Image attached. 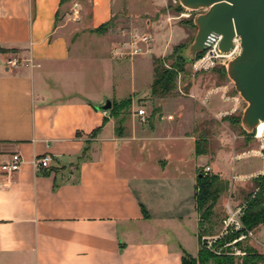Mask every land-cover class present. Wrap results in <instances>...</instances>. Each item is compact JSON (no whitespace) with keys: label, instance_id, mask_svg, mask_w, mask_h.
Returning <instances> with one entry per match:
<instances>
[{"label":"crops","instance_id":"crops-1","mask_svg":"<svg viewBox=\"0 0 264 264\" xmlns=\"http://www.w3.org/2000/svg\"><path fill=\"white\" fill-rule=\"evenodd\" d=\"M116 8V0H0V164L15 153L24 160L0 174V264L198 259L202 156L192 133L201 107L173 97L151 113L135 109L151 95L153 55L163 50L118 59L106 40L84 37L99 36ZM108 100L112 109L101 110ZM126 101L128 119L112 111ZM45 155L51 167L37 171Z\"/></svg>","mask_w":264,"mask_h":264},{"label":"rangeland","instance_id":"rangeland-1","mask_svg":"<svg viewBox=\"0 0 264 264\" xmlns=\"http://www.w3.org/2000/svg\"><path fill=\"white\" fill-rule=\"evenodd\" d=\"M117 14L111 20L110 27L99 36L85 35L84 37L106 40L110 44V55L113 47L135 33H148L153 38L152 50L165 60V67L177 73L176 89L167 98H183L193 100L201 107V119L196 121L192 135L206 151L201 157L198 174L210 168V173L218 175L228 189L219 198L215 208L211 226L205 224L201 229L212 227L210 235L202 236L201 248L205 251L204 264H214L212 256L221 252L234 256V264H243L244 252L235 244L231 245L243 233L232 241L231 235L239 231H225L223 221L228 215L227 207L234 211L241 209V221L247 208V202L256 199L264 200V138H256L254 132L247 131L242 124V117L247 103L237 92L227 74L231 58L217 59L212 65L197 66L196 60L188 56V50L194 43L198 28L195 18L207 10L195 11L183 7L179 0H116ZM147 57H152L148 54ZM148 68V64H147ZM139 87H144V78L139 80ZM124 84L122 88L127 89ZM144 92V91H143ZM152 94L137 102V108L146 107L148 113L161 103ZM215 111V115L211 112ZM134 111L131 108L123 110L124 119L131 118ZM140 119V118H138ZM141 122V121H140ZM243 224V222H242ZM244 226V225H243ZM254 236L240 242L241 247L251 246L264 254V224L253 229ZM231 245V246H230ZM200 248V249H201Z\"/></svg>","mask_w":264,"mask_h":264},{"label":"water","instance_id":"water-1","mask_svg":"<svg viewBox=\"0 0 264 264\" xmlns=\"http://www.w3.org/2000/svg\"><path fill=\"white\" fill-rule=\"evenodd\" d=\"M188 9L207 10L195 18L198 28L188 56L196 60L218 37L219 49L230 52L234 39L240 40L239 55L229 62L227 74L247 103L242 124L249 132L264 123V0H179ZM112 102L101 107L110 111ZM201 175H199L200 177Z\"/></svg>","mask_w":264,"mask_h":264},{"label":"trees","instance_id":"trees-1","mask_svg":"<svg viewBox=\"0 0 264 264\" xmlns=\"http://www.w3.org/2000/svg\"><path fill=\"white\" fill-rule=\"evenodd\" d=\"M66 0H62V3ZM111 23V22H110ZM110 23H107L94 32L97 34L104 33L109 27ZM198 55V57H200ZM154 64V82L151 89V94L155 98L164 99L172 95L176 89V78L177 73L174 70L167 69L165 67V60L160 58H153ZM130 101L121 103L120 105H115L113 108L114 114L121 113L123 110L130 107ZM123 121H120V124ZM120 127H118V130ZM200 144L197 142L196 145V154L198 156L206 155ZM201 176L198 177L195 190V200L197 204V210L200 215V231L199 239L201 240L202 236L210 235L213 228L209 227L204 229L202 232L201 229L205 224L211 226V221L214 216V208L220 198V196L227 191L228 184L224 183L219 179L218 175L209 173H201ZM264 180V177L256 178V181ZM242 222L245 229L253 230L260 224H264V200L256 199L255 201H248L246 211L242 217ZM241 234L237 232L234 235H231L229 240L237 238ZM236 247H240L241 250H244L246 253L243 257V264H259L264 261V255L259 253L256 249L251 246L241 247L240 242L235 244ZM205 251L200 249L198 259L193 258L189 254L185 253L183 257V264H204L207 261H204ZM214 264H234V256L221 252L219 255L212 256Z\"/></svg>","mask_w":264,"mask_h":264},{"label":"built area","instance_id":"built-area-1","mask_svg":"<svg viewBox=\"0 0 264 264\" xmlns=\"http://www.w3.org/2000/svg\"><path fill=\"white\" fill-rule=\"evenodd\" d=\"M75 14H78L75 11ZM221 37H218L215 42L211 45V47L205 52L206 54L199 59L195 65L197 66H205V65H213L217 59L220 58H231L238 54L240 51V40L238 37L234 39V47L233 49L228 52L224 53L219 49V44L221 42ZM152 43L153 38L148 33H135L129 35L128 39H125L119 43H116L113 47V56L118 59L124 58H134L137 56L145 55L152 51ZM21 63L17 60H10L8 62V66L10 68H17L20 66ZM137 114L139 116H144L146 111L144 109H139ZM257 129V128H256ZM256 138L261 139L264 138V135H259L258 131L256 130ZM24 163L23 157L19 153H15L10 156L9 160L0 164V174H4L7 176H12L17 173ZM52 158L49 155H45L40 158H36L33 162L34 167L37 171H44L51 167ZM210 168H206V171L203 172L204 174L210 173ZM228 215L224 219L223 224L225 231H241L244 229V226L241 221V209L234 211L230 206L227 207ZM254 236L253 230L244 229L242 235L235 240L231 245L236 244L238 242H242L248 238H252ZM230 245V246H231ZM242 256H245V252H240ZM264 255V254H263ZM259 264H264V261L260 262Z\"/></svg>","mask_w":264,"mask_h":264},{"label":"bare ground","instance_id":"bare-ground-1","mask_svg":"<svg viewBox=\"0 0 264 264\" xmlns=\"http://www.w3.org/2000/svg\"><path fill=\"white\" fill-rule=\"evenodd\" d=\"M259 133V135H264V123L261 122L258 126H257V129H256Z\"/></svg>","mask_w":264,"mask_h":264}]
</instances>
